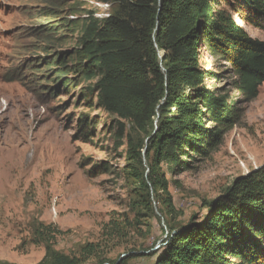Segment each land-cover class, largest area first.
Masks as SVG:
<instances>
[{
    "label": "rangeland",
    "instance_id": "1",
    "mask_svg": "<svg viewBox=\"0 0 264 264\" xmlns=\"http://www.w3.org/2000/svg\"><path fill=\"white\" fill-rule=\"evenodd\" d=\"M217 8L229 10L224 2ZM114 11L106 0H0V264L40 262L47 247L43 225L56 235L53 247L71 255L101 243L98 257L82 264L131 255L129 264H156L155 252L169 234L161 203L144 209L127 236L102 237L113 216L134 220V201L143 197V168L128 154L133 124L127 121L119 145V117L101 103L98 78L84 75L79 53L87 17ZM235 17L264 40V30ZM201 56L202 66L218 73L207 84L239 101L244 116L207 161L177 173L163 164L177 226L205 215L216 200L230 203L235 180L264 166V84L256 99L242 102L233 68L205 47Z\"/></svg>",
    "mask_w": 264,
    "mask_h": 264
},
{
    "label": "trees",
    "instance_id": "2",
    "mask_svg": "<svg viewBox=\"0 0 264 264\" xmlns=\"http://www.w3.org/2000/svg\"><path fill=\"white\" fill-rule=\"evenodd\" d=\"M106 1L114 2L115 11L102 19L87 17L79 53L86 60L84 75L98 78L101 103L119 117V145L127 121L133 124L126 135L128 154L143 168V197L134 201V220L113 216L102 237L127 236L144 209L152 212L153 203H161L169 234L155 252L156 264H264V166L235 180L230 203L216 200L205 215L180 226L174 224L179 212L163 171L165 163L177 173L210 159L244 116L239 101L218 84H207L218 73L202 66V47L233 68L242 102L258 97L264 40L251 36L235 15L264 30V0ZM222 2L229 10L217 8ZM43 227L46 254L37 264H82L98 257L101 243L90 242L79 256L71 255L55 249L52 227Z\"/></svg>",
    "mask_w": 264,
    "mask_h": 264
},
{
    "label": "water",
    "instance_id": "3",
    "mask_svg": "<svg viewBox=\"0 0 264 264\" xmlns=\"http://www.w3.org/2000/svg\"><path fill=\"white\" fill-rule=\"evenodd\" d=\"M160 56H162V53H160ZM158 248V247H157Z\"/></svg>",
    "mask_w": 264,
    "mask_h": 264
}]
</instances>
